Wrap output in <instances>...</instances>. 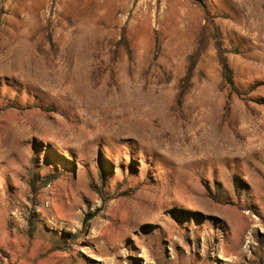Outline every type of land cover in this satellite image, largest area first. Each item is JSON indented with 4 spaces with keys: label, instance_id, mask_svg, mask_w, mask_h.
Returning a JSON list of instances; mask_svg holds the SVG:
<instances>
[{
    "label": "rangeland",
    "instance_id": "obj_1",
    "mask_svg": "<svg viewBox=\"0 0 264 264\" xmlns=\"http://www.w3.org/2000/svg\"><path fill=\"white\" fill-rule=\"evenodd\" d=\"M0 264H264V0H0Z\"/></svg>",
    "mask_w": 264,
    "mask_h": 264
},
{
    "label": "trees",
    "instance_id": "obj_2",
    "mask_svg": "<svg viewBox=\"0 0 264 264\" xmlns=\"http://www.w3.org/2000/svg\"><path fill=\"white\" fill-rule=\"evenodd\" d=\"M221 70H222V76L225 82L229 84V86H231V88L235 90L234 83L232 80V71L229 68V66L226 64L224 59H221ZM7 106H10V105H7Z\"/></svg>",
    "mask_w": 264,
    "mask_h": 264
},
{
    "label": "bare ground",
    "instance_id": "obj_3",
    "mask_svg": "<svg viewBox=\"0 0 264 264\" xmlns=\"http://www.w3.org/2000/svg\"><path fill=\"white\" fill-rule=\"evenodd\" d=\"M199 162V161H198Z\"/></svg>",
    "mask_w": 264,
    "mask_h": 264
}]
</instances>
